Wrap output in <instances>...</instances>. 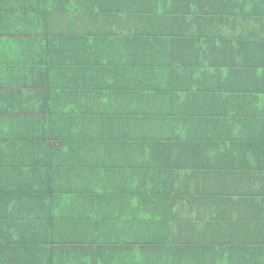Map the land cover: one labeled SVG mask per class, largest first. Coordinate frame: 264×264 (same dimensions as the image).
<instances>
[{"label": "crops", "instance_id": "crops-1", "mask_svg": "<svg viewBox=\"0 0 264 264\" xmlns=\"http://www.w3.org/2000/svg\"><path fill=\"white\" fill-rule=\"evenodd\" d=\"M0 264H264V0H0Z\"/></svg>", "mask_w": 264, "mask_h": 264}]
</instances>
